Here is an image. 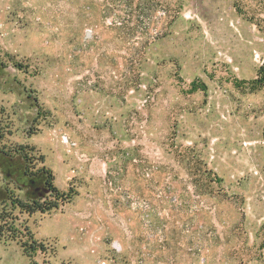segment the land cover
<instances>
[{
  "label": "rangeland",
  "instance_id": "374dc122",
  "mask_svg": "<svg viewBox=\"0 0 264 264\" xmlns=\"http://www.w3.org/2000/svg\"><path fill=\"white\" fill-rule=\"evenodd\" d=\"M260 6L0 0V264H264Z\"/></svg>",
  "mask_w": 264,
  "mask_h": 264
},
{
  "label": "trees",
  "instance_id": "16d2710c",
  "mask_svg": "<svg viewBox=\"0 0 264 264\" xmlns=\"http://www.w3.org/2000/svg\"><path fill=\"white\" fill-rule=\"evenodd\" d=\"M261 3V13L264 14V0H259ZM258 25L264 27V17H260L258 18ZM260 77L258 79H256L253 83L258 86H262L264 85V67L260 68ZM26 157V154H24V158ZM45 188L50 191V192H54L56 194H58V190L57 188L54 186L53 184V176L50 172L47 173V177L45 180ZM66 199V197H65ZM69 197H67V202L69 201ZM16 205L20 208L21 211L26 212L28 214H33L36 212H40V213H46L49 212L53 209H56L58 207L57 202H41V201H37L34 200L30 203H26V202H22L20 200H17ZM37 250L36 247H28L26 246V244H24V252L28 255L31 256L32 253H34Z\"/></svg>",
  "mask_w": 264,
  "mask_h": 264
}]
</instances>
